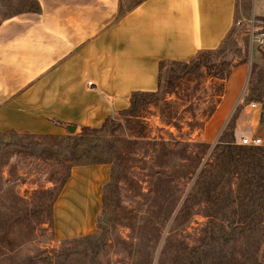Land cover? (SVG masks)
Masks as SVG:
<instances>
[{
    "label": "rangeland",
    "instance_id": "1",
    "mask_svg": "<svg viewBox=\"0 0 264 264\" xmlns=\"http://www.w3.org/2000/svg\"><path fill=\"white\" fill-rule=\"evenodd\" d=\"M253 5L242 0L209 58L165 63L155 97L137 99L96 133L64 135L75 142L0 133V264H264V194L253 188V168L227 156L241 138L258 137L253 156L264 161V46L253 37L264 11L259 17ZM33 8L0 0V23ZM239 63L237 98L226 104ZM99 165L108 179L96 193L94 231L57 238L52 208L71 171Z\"/></svg>",
    "mask_w": 264,
    "mask_h": 264
},
{
    "label": "crops",
    "instance_id": "2",
    "mask_svg": "<svg viewBox=\"0 0 264 264\" xmlns=\"http://www.w3.org/2000/svg\"><path fill=\"white\" fill-rule=\"evenodd\" d=\"M35 1L37 13L0 23V133L64 136L99 128L128 109L133 93H156L161 63L218 49L243 11L242 0ZM263 4L254 0L259 17ZM245 67L232 69L226 104L237 98ZM84 170L71 171L53 204L57 238L95 229L96 193L108 169Z\"/></svg>",
    "mask_w": 264,
    "mask_h": 264
},
{
    "label": "trees",
    "instance_id": "3",
    "mask_svg": "<svg viewBox=\"0 0 264 264\" xmlns=\"http://www.w3.org/2000/svg\"><path fill=\"white\" fill-rule=\"evenodd\" d=\"M34 3V8L31 10L33 12L39 10V5L35 0H32ZM264 29L261 30H257V32L259 31H263ZM212 51H208V52H201L198 53L195 57V60H193L196 65H200V60L202 58H209V56L211 55ZM171 65H177V64H185L183 62H170ZM164 65V63H161L159 65V73L160 70L162 68V66ZM203 65L206 67L207 71L210 73H213L214 76L216 77H221L222 76V70L219 69L220 67L217 65V63L215 61H209V62H205L203 63ZM158 83H159V78H158ZM156 93H133L130 97V103H129V107L128 109L121 111V112H131L136 108V104H137V99L139 98H153L155 97ZM109 118H107L104 122L108 121ZM99 130V128H95V129H91V128H82L81 129V133L82 134H90V133H96ZM41 137V136H40ZM42 137H48V138H52V139H60V140H71L72 141H76L77 137H65V136H42ZM227 146V145H225ZM232 147V148H231ZM227 153H228V158L232 156V158L237 161V165L239 163H241L244 167L246 168H253V170L255 171L252 174V178H257V182L253 188H259V191H262V193L264 194V161L260 160L259 158H255L253 156L255 151H260V148H255V147H247V146H239V145H230L227 148ZM225 153V154H227ZM242 166V167H243ZM248 170V169H247ZM249 171V170H248ZM240 176V175H239ZM241 178V177H240ZM262 181V182H261ZM249 183V182H248ZM262 194V195H263ZM264 199V196L262 198H257V200H261Z\"/></svg>",
    "mask_w": 264,
    "mask_h": 264
},
{
    "label": "built area",
    "instance_id": "4",
    "mask_svg": "<svg viewBox=\"0 0 264 264\" xmlns=\"http://www.w3.org/2000/svg\"><path fill=\"white\" fill-rule=\"evenodd\" d=\"M255 42L258 44V46H264V31L257 32L256 35H253ZM87 85H91L90 82L87 83ZM249 107L251 109H254L257 107L256 103L249 104ZM241 146H247V147H257L261 145V139L260 138H241V141L239 142Z\"/></svg>",
    "mask_w": 264,
    "mask_h": 264
}]
</instances>
